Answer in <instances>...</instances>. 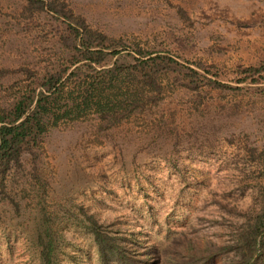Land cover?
Here are the masks:
<instances>
[{
	"label": "rangeland",
	"instance_id": "obj_1",
	"mask_svg": "<svg viewBox=\"0 0 264 264\" xmlns=\"http://www.w3.org/2000/svg\"><path fill=\"white\" fill-rule=\"evenodd\" d=\"M40 1L0 0V106L69 53L60 36L72 21ZM58 1L93 29L179 59L231 66L264 58V0ZM161 94L105 129L93 113L59 119L34 160L23 151L3 171L0 264H42L44 231L52 264H99L86 213L111 233L155 245L158 264H190L188 244L235 243L260 203L264 93L165 83ZM260 254L256 264L264 243ZM205 264L239 263L231 250Z\"/></svg>",
	"mask_w": 264,
	"mask_h": 264
},
{
	"label": "trees",
	"instance_id": "obj_2",
	"mask_svg": "<svg viewBox=\"0 0 264 264\" xmlns=\"http://www.w3.org/2000/svg\"><path fill=\"white\" fill-rule=\"evenodd\" d=\"M39 3L72 21H67L60 36L69 53L61 63L44 65L42 72L34 73L32 80L16 91L10 105L0 106V180L3 171L19 164L23 151L35 159L34 146L57 120L93 113L98 126L105 129L156 103L165 83H176L196 93L209 88L230 90L239 97L264 93V58L231 66L179 59L165 47L124 41L93 29L80 15L64 7L62 1ZM5 70L0 67V72ZM258 155L262 175L260 203L250 224L237 235L235 243H209L200 249L188 244L186 258L190 264H205L215 255L231 250L239 264H256L264 243V145ZM86 218L99 264H158L160 255L152 243L129 239L117 229L111 233L91 213H86ZM44 234L40 260L42 264H52V236L45 231Z\"/></svg>",
	"mask_w": 264,
	"mask_h": 264
}]
</instances>
